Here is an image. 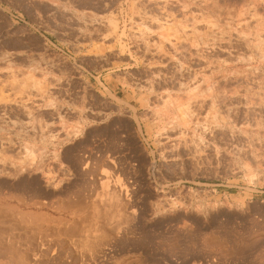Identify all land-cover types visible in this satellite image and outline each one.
<instances>
[{
  "label": "rangeland",
  "instance_id": "1",
  "mask_svg": "<svg viewBox=\"0 0 264 264\" xmlns=\"http://www.w3.org/2000/svg\"><path fill=\"white\" fill-rule=\"evenodd\" d=\"M0 239L264 264V0H0Z\"/></svg>",
  "mask_w": 264,
  "mask_h": 264
},
{
  "label": "bare ground",
  "instance_id": "2",
  "mask_svg": "<svg viewBox=\"0 0 264 264\" xmlns=\"http://www.w3.org/2000/svg\"><path fill=\"white\" fill-rule=\"evenodd\" d=\"M115 189H116V188H115ZM118 189H119V188H118ZM104 190H107V184H106V187H105ZM107 191H108V190H107ZM112 192H113V191H112ZM112 192H111V194H110V193H109V194H110L111 196H112V195L114 196V194H113L114 192H113V193H112ZM115 192H116V190H115ZM120 192H121V191H120ZM103 193H105V191H104ZM105 194L107 195V193H105ZM105 194H104V195H105ZM123 194H124V193H123ZM106 195H105V196H106ZM108 196H109V195H108ZM118 196H120V193H119ZM109 197H110V196H109ZM115 197H117V196H115ZM120 197H121V196H120ZM105 199H107V198H105ZM108 199H109V198H108ZM111 199H112V197H111ZM113 200H114V199H113ZM113 200H112V201H113ZM110 201H111V200H110ZM112 201H111V202H112ZM117 201H118V200H117ZM105 202H107V201L104 200V205L106 204ZM109 203H110V202H109ZM109 203H108V204H109ZM108 204H106V205H108ZM119 204H121V206H122V203H119ZM117 205H118V203H117ZM110 206H111V205H110ZM115 206H116V205H115ZM105 207H107V206H105ZM117 208H120V205H119V207H116V209H117ZM123 209H124V207H123ZM118 210H119V209H118ZM120 210H122V209H120ZM16 235H17V234H16ZM18 237H19V236H18ZM10 239H11V238H10ZM28 239H29V238H28ZM0 240H2V239H0ZM20 241H21V240H20ZM22 242H23V241H21V243H22ZM42 243H43V242H42ZM55 243H56V242H55ZM59 243H60V242H59ZM25 244H26V243H25ZM43 244H44V243H43ZM60 244H61V243H60ZM60 244H59V245H60ZM13 245H14V244H13ZM27 245H28V244H27ZM41 245H42V244H41ZM44 245H45V244H44ZM14 247H15V246H14ZM21 247H22V246H21ZM29 247H30V246H29ZM39 247H40V246H39ZM65 247H66V246H65ZM65 247H64V248H65ZM67 248H68V247H67ZM16 249H17V248H16ZM57 249H59V248H57ZM21 251H22V250H21ZM61 251H62V250H61ZM67 251H68V250H67ZM5 252H6V251H5ZM38 252H39V251H38ZM46 252H47V251H46ZM15 253H16V252H15ZM27 253H28V252H27ZM48 253H49V252H48ZM5 254H6V253H5ZM8 254H9V253H8ZM11 254H12V252H11ZM42 254H43V253H42ZM60 254H61V253H60ZM65 254H66V253H65ZM26 255H27V254H26ZM44 255H45V254H44ZM61 255H62V254H61ZM66 255H67V254H66ZM1 257H2V256H1ZM18 257H19V256H18ZM39 257H40V256H39ZM66 257H67V256H66ZM2 258H3V257H2ZM8 258H10V257H8ZM29 258H30V257H29ZM32 258H33V257H32ZM24 259H25V258H24ZM33 260H34V259H33ZM60 260H61V259H60ZM17 262H19V261L17 260ZM21 262H22V261H21ZM34 263H35V262H34ZM13 264H14V263H13Z\"/></svg>",
  "mask_w": 264,
  "mask_h": 264
}]
</instances>
